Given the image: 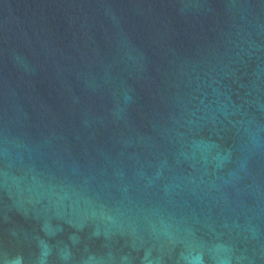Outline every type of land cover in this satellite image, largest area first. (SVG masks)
Instances as JSON below:
<instances>
[{
    "label": "water",
    "instance_id": "1",
    "mask_svg": "<svg viewBox=\"0 0 264 264\" xmlns=\"http://www.w3.org/2000/svg\"><path fill=\"white\" fill-rule=\"evenodd\" d=\"M0 264H264V0H0Z\"/></svg>",
    "mask_w": 264,
    "mask_h": 264
}]
</instances>
